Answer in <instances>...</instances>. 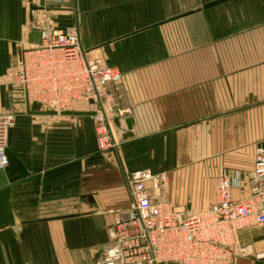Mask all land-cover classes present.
Wrapping results in <instances>:
<instances>
[{"label": "crops", "instance_id": "1", "mask_svg": "<svg viewBox=\"0 0 264 264\" xmlns=\"http://www.w3.org/2000/svg\"><path fill=\"white\" fill-rule=\"evenodd\" d=\"M220 1L0 0V111L15 114L8 149L31 178L0 188V264H100L136 170L165 172L167 201L202 212L223 171L247 182L264 146V0ZM31 11L77 30L91 60L119 70L112 108L130 110L132 139L99 152L91 116L25 102L7 72L40 45ZM239 244L250 254L232 264H264V226Z\"/></svg>", "mask_w": 264, "mask_h": 264}, {"label": "built area", "instance_id": "2", "mask_svg": "<svg viewBox=\"0 0 264 264\" xmlns=\"http://www.w3.org/2000/svg\"><path fill=\"white\" fill-rule=\"evenodd\" d=\"M31 11L29 27L39 33L40 45L22 53L8 69L9 79L22 91L26 103L38 104L56 114L84 106L92 113L99 152L115 150L110 118L130 115L112 108L109 87L121 74L89 58L74 28L61 30L50 18ZM108 114V115H107ZM14 114L0 111V170L8 165L5 150ZM246 184V185H245ZM130 203L115 214L101 248L100 264H232L235 256H248L249 246L239 244V233L264 226V148L255 157L246 183L238 173L223 171L215 201L194 214L167 201L168 181L148 169L127 176ZM247 186L249 194L234 200L231 191Z\"/></svg>", "mask_w": 264, "mask_h": 264}, {"label": "water", "instance_id": "3", "mask_svg": "<svg viewBox=\"0 0 264 264\" xmlns=\"http://www.w3.org/2000/svg\"><path fill=\"white\" fill-rule=\"evenodd\" d=\"M225 0H221L220 2H223ZM220 2H213L209 3L205 6V8H209L212 6H215L219 4ZM44 5L43 0H40V8H42ZM43 115L48 116H55L56 113L53 111H46L42 113ZM61 115L64 116H93L92 113L89 112H64ZM110 123L112 130L114 132L115 138L119 142H124L127 140L132 139L133 137V119L123 118L120 119L117 116H113L110 118ZM10 134V131H9ZM264 148V146L262 145ZM5 155L8 160V165L4 170H0V188L6 187V186H13L20 183H24L29 181L31 178L28 177L27 171L24 167V165L13 155L9 149L7 148L5 150Z\"/></svg>", "mask_w": 264, "mask_h": 264}, {"label": "rangeland", "instance_id": "4", "mask_svg": "<svg viewBox=\"0 0 264 264\" xmlns=\"http://www.w3.org/2000/svg\"><path fill=\"white\" fill-rule=\"evenodd\" d=\"M108 115V114H107ZM14 117H15V114H14ZM14 126V125H13ZM164 175V176H166V178H167V175H166V173L165 172H159V174H155V175ZM167 181H168V179H167ZM168 185H169V182H168ZM177 207V206H176ZM179 207H183V206H179ZM181 209V208H180ZM184 209H186V211H189V212H191V213H194V214H200V213H202V211H196V210H193V209H190V207H188L187 206V208H186V206H184ZM188 209V210H187Z\"/></svg>", "mask_w": 264, "mask_h": 264}]
</instances>
